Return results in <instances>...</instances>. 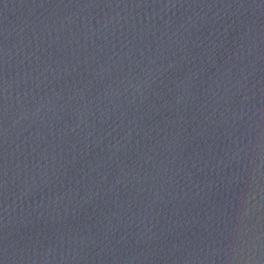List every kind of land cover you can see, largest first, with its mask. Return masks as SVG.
Listing matches in <instances>:
<instances>
[{"label": "water", "instance_id": "95a60500", "mask_svg": "<svg viewBox=\"0 0 264 264\" xmlns=\"http://www.w3.org/2000/svg\"><path fill=\"white\" fill-rule=\"evenodd\" d=\"M0 264H264V0H0Z\"/></svg>", "mask_w": 264, "mask_h": 264}]
</instances>
